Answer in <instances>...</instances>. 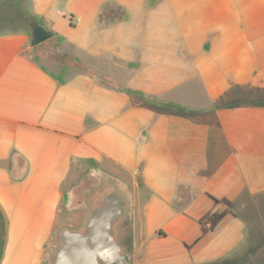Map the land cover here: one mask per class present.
Instances as JSON below:
<instances>
[{
  "label": "crops",
  "instance_id": "1",
  "mask_svg": "<svg viewBox=\"0 0 264 264\" xmlns=\"http://www.w3.org/2000/svg\"><path fill=\"white\" fill-rule=\"evenodd\" d=\"M124 188L126 264H264V0H0V264Z\"/></svg>",
  "mask_w": 264,
  "mask_h": 264
},
{
  "label": "water",
  "instance_id": "2",
  "mask_svg": "<svg viewBox=\"0 0 264 264\" xmlns=\"http://www.w3.org/2000/svg\"><path fill=\"white\" fill-rule=\"evenodd\" d=\"M32 45L51 37L40 26L31 28ZM125 203L115 189L100 193L77 230L62 231L52 264H126L114 228L124 214Z\"/></svg>",
  "mask_w": 264,
  "mask_h": 264
},
{
  "label": "rangeland",
  "instance_id": "3",
  "mask_svg": "<svg viewBox=\"0 0 264 264\" xmlns=\"http://www.w3.org/2000/svg\"><path fill=\"white\" fill-rule=\"evenodd\" d=\"M40 55L41 58L37 57ZM35 57L38 59L41 63L44 64H50L52 69H56L58 67L59 62H65L61 59L60 55H58V48L57 44H54L53 42H44L43 44L38 45L35 52ZM43 57V58H42ZM116 194L122 199L123 202L126 203L128 194L127 191L124 188V191H116ZM125 207V206H124ZM261 254H259L260 256Z\"/></svg>",
  "mask_w": 264,
  "mask_h": 264
},
{
  "label": "trees",
  "instance_id": "4",
  "mask_svg": "<svg viewBox=\"0 0 264 264\" xmlns=\"http://www.w3.org/2000/svg\"><path fill=\"white\" fill-rule=\"evenodd\" d=\"M35 26H37V25H36V24H33V27H35ZM224 203H225L226 205L230 206V204H229L228 202H225V201H224Z\"/></svg>",
  "mask_w": 264,
  "mask_h": 264
},
{
  "label": "flooded vegetation",
  "instance_id": "5",
  "mask_svg": "<svg viewBox=\"0 0 264 264\" xmlns=\"http://www.w3.org/2000/svg\"><path fill=\"white\" fill-rule=\"evenodd\" d=\"M116 191V190H115Z\"/></svg>",
  "mask_w": 264,
  "mask_h": 264
}]
</instances>
